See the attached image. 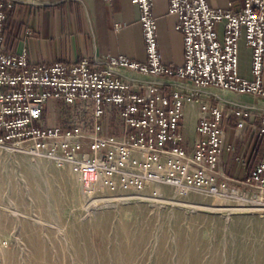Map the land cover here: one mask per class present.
I'll return each mask as SVG.
<instances>
[{
    "label": "built area",
    "instance_id": "built-area-1",
    "mask_svg": "<svg viewBox=\"0 0 264 264\" xmlns=\"http://www.w3.org/2000/svg\"><path fill=\"white\" fill-rule=\"evenodd\" d=\"M131 2L139 11L146 61L103 54L68 65L30 63L26 48L6 51L3 26L16 0H0V149L68 167L90 194L164 184L176 192L242 194L264 210V0H243L236 11L206 0H168L183 40V63L176 67L159 55L154 0ZM240 41L251 52L249 78L240 73ZM207 89L253 99L232 102ZM50 99L66 108L53 126L44 117ZM189 103L198 104L199 115L188 149L183 118ZM228 115L236 118V133L250 127L262 143L252 148L250 156L258 157L243 178L220 167ZM227 151L235 154V146ZM235 160L246 163L242 156Z\"/></svg>",
    "mask_w": 264,
    "mask_h": 264
},
{
    "label": "rangeland",
    "instance_id": "rangeland-1",
    "mask_svg": "<svg viewBox=\"0 0 264 264\" xmlns=\"http://www.w3.org/2000/svg\"><path fill=\"white\" fill-rule=\"evenodd\" d=\"M65 112L48 100L47 125L62 122ZM223 124L226 142L242 153L235 156L248 159L261 141L250 127L236 133L232 115ZM185 128L189 149L192 128ZM0 264H264V210L242 194L176 192L164 184L90 194L68 167L0 149Z\"/></svg>",
    "mask_w": 264,
    "mask_h": 264
},
{
    "label": "crops",
    "instance_id": "crops-1",
    "mask_svg": "<svg viewBox=\"0 0 264 264\" xmlns=\"http://www.w3.org/2000/svg\"><path fill=\"white\" fill-rule=\"evenodd\" d=\"M206 2L212 8H230L234 11L241 9L243 4V0ZM152 11L157 25L156 40L162 63L172 67L181 65L184 57L183 40L181 33L175 29V16L168 12V0H154ZM3 29L6 51L26 48L30 63L63 61L70 65L84 57L93 60L103 54L122 55L141 63L146 61L139 11L131 0H16ZM238 49L240 73L249 78L251 52L243 41L238 43ZM122 73L128 78L144 79L132 72ZM152 80L161 81L160 78ZM238 97L247 102L253 99L243 95ZM198 112L199 107L195 103H189L184 108V133L185 127L192 128L193 137ZM242 138L238 142H243ZM228 146L234 144L226 142L220 156L223 172L235 171L237 168L248 172L256 157H250L249 154L250 158H246L245 165L239 167L234 159L235 155L242 153L232 154L227 151ZM246 174L242 177L232 176L243 178Z\"/></svg>",
    "mask_w": 264,
    "mask_h": 264
},
{
    "label": "trees",
    "instance_id": "trees-1",
    "mask_svg": "<svg viewBox=\"0 0 264 264\" xmlns=\"http://www.w3.org/2000/svg\"><path fill=\"white\" fill-rule=\"evenodd\" d=\"M260 148H261V142L259 143V145H258V150H260ZM256 156V155H255ZM257 157V156H256Z\"/></svg>",
    "mask_w": 264,
    "mask_h": 264
},
{
    "label": "bare ground",
    "instance_id": "bare-ground-1",
    "mask_svg": "<svg viewBox=\"0 0 264 264\" xmlns=\"http://www.w3.org/2000/svg\"><path fill=\"white\" fill-rule=\"evenodd\" d=\"M225 99V98H224ZM225 100H227V99H225Z\"/></svg>",
    "mask_w": 264,
    "mask_h": 264
}]
</instances>
